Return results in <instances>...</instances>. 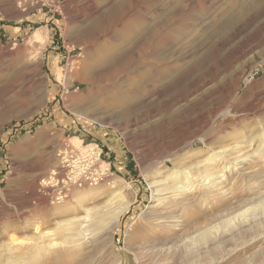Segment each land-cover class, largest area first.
Returning a JSON list of instances; mask_svg holds the SVG:
<instances>
[{"label":"rangeland","instance_id":"rangeland-1","mask_svg":"<svg viewBox=\"0 0 264 264\" xmlns=\"http://www.w3.org/2000/svg\"><path fill=\"white\" fill-rule=\"evenodd\" d=\"M118 1L125 3L116 9ZM51 2L52 11L33 0H0V264H82L89 249L97 252L92 264H114L117 256L137 264L133 249L154 205L149 183L179 171L185 175L167 186L206 184L207 170L223 176L224 188L192 193L200 198L191 201L199 207L190 226L201 230L187 226L179 246L197 251L218 239L204 264H264V239L254 240L264 234V157L253 163L261 167L255 181L233 166L223 172L218 158L237 144L255 153L264 140V0ZM113 44L121 55L105 60L98 48ZM91 63L84 83L75 72ZM88 88L95 102H87ZM117 88L129 105L111 100ZM81 142L99 144L116 175L52 199L66 188L60 152ZM124 202L114 235L85 227ZM87 215L89 222L75 221ZM66 227L74 238L62 245ZM223 235L235 240L221 245ZM75 248L79 260L56 256Z\"/></svg>","mask_w":264,"mask_h":264},{"label":"bare ground","instance_id":"bare-ground-1","mask_svg":"<svg viewBox=\"0 0 264 264\" xmlns=\"http://www.w3.org/2000/svg\"><path fill=\"white\" fill-rule=\"evenodd\" d=\"M124 3H125V1L122 2V3L119 2V4L115 3L116 5H114V4H112V5H114L113 7L118 9L119 7H123ZM138 17H139V14H138ZM133 26H135L134 22H127L126 24H124V28H126V29H131V28H133ZM139 28H140V26H139ZM131 30H133V29H131ZM155 35H156L155 33L154 34L153 33L150 34V36H149V34H146L145 37L149 36V38L150 37L154 38ZM165 35L163 37H166ZM133 36H134V34H132V33L127 34V35L125 34L124 38H123L124 42H128L129 40H131V38ZM162 39H164V38H162ZM161 41H160V43H161ZM150 42L152 43L153 40L150 41ZM145 44L146 43H144L142 46L140 45L141 46L140 48L144 49L146 47ZM147 45H150V44L147 43ZM161 47H162V45H161ZM150 48H151V46H150ZM98 50H99V52L101 51L100 53L108 52V54L104 55V57L106 58L105 60H107L109 57L117 55V54L119 56L121 55V54H119V52L121 50V45H118V44H113L111 46L110 45H107V46L102 45V46H100L98 48ZM142 51H146L147 52V50H142ZM149 53H151V52H149ZM158 54H159V50L157 48V50L155 49V51L152 53V55H158ZM92 66H93L92 63L86 65L83 68L84 70L76 71L75 72V76L79 80H81L82 82L88 83V80L90 79L89 78L90 75L88 74V69L91 68ZM160 74H161L160 75L161 78H164V76H166V68L160 69ZM90 84H92V82ZM90 87H92V86H90ZM92 91L93 90L89 89L88 101L87 102H95L94 99H93V97H94L93 94L94 93ZM108 94H110V92ZM111 95H112L111 100H113L114 104H116V106H118L119 108H122V107L126 106L127 104L129 105V103H130V101H128V96H126L120 88H117L115 90V92L113 94H111ZM244 149H245L244 146H241L240 144H237L234 148H232L230 151H228V153H222V155L218 156V158L219 159L220 158L223 159V161L225 163V165L223 166L222 170H223V172L224 171H228V170L231 169L230 166L231 167L233 166V168L236 171V173L239 174L238 177H240L243 180L244 179H250V181H255L254 179L258 178L259 175L261 174V170L259 169L261 167L257 168L255 165H253V163H255L256 157H260L261 159L264 157V140H263V142H261L258 145L255 153L249 154L248 152H244ZM216 158L217 157L214 158V162H215ZM210 160H211V157H209L203 163H205L206 161L208 162ZM159 165H160V163H159ZM160 168L161 167H157L156 170L158 171ZM61 170L65 171L67 173L66 170H63L62 166H61ZM208 171H210V170L203 171V174L205 175L206 179L209 181L206 184L200 183V184L197 185V184H195L194 182L191 181V182H187V184L185 183V185L182 183L183 185H179V186H173V185L172 186H170V185L167 186V182H176V181H178L179 177H182L183 175H185L184 172H179V171L170 172V173L167 174V176L165 175L162 180H160V181L153 180V181H151L149 183L150 187L152 188V201L154 202V205H152L150 207V211L148 212V216L146 218V224L144 223L145 226L143 227L144 231L141 233L140 238H139L140 242H139L138 246H136V248L133 249V253H134L135 257H136L137 264H186V263L189 262V260L190 261L192 260V257H196V260L194 262H192L191 264H202L204 259L207 260L208 257H210V254L211 255L215 254V252L219 248L217 246V243H218L217 240L218 239L217 240H210L209 242H207V245L205 247H201L200 249H197V251L188 250L187 248L183 249V248H181L179 246V243L182 242L183 238L186 236V234L188 232L187 231L188 229L186 228L187 226H189L190 229L191 228L194 229V233H199L200 230H201V228H199L198 226L195 227V228L190 226V225H192V224H190V222L191 223H197V222H195L197 220L196 219L197 216L194 213V211H195L194 210V207H195L194 205H196V204H194L193 205L194 207H193L191 205L192 204L191 201L199 199L200 197L199 196L197 197V194L200 195L201 193L204 192V190H205V192H207L208 195H210V194H212L214 192V190L223 189L224 188L225 180H224L223 176H221L219 174H215V172H212V173L210 172L209 173ZM161 173H163V172H159L158 175H160ZM232 173H233V171H232ZM222 174H224V173H222ZM67 175L71 177V175H69L68 173H67ZM66 181H67V178H65V183H66ZM193 192H196V193L198 192V193L197 194H192ZM122 198H123V196H122ZM177 201H179V202H177ZM201 201H202V199H201ZM129 205H130L129 202H124L123 204H121L119 206H112V204H110L109 205V209H108L109 212L105 216H103V217L99 216V217L95 218L92 222L88 223V225L86 224L85 227L86 228H90L91 226H93L95 228V231H104L108 236H112L116 232V227H117V224H118L121 216L125 213V211L129 207ZM198 207L199 206H197L195 209H197ZM88 212H90V211H88ZM200 214H201V212H200ZM240 215H242V213ZM88 217H89V215H87L84 218H82V217L79 218L78 217L79 219H77L75 221L76 222H89L90 220L87 219ZM81 224H83V223H81ZM193 226H194V224H193ZM250 226L251 227H248V228H243V226H242L241 233H246L247 234V232L251 231L252 228H254L255 225L254 224H252V225L250 224ZM78 228H79V225H78ZM217 229H218V227H217ZM68 230H70L68 227H66L65 229L62 230L63 236L67 235L66 232H68ZM76 231H78V230H76ZM190 231H192V230H190ZM241 233H239V234L242 235ZM88 234H89V232H88ZM101 234H103V233H101ZM252 234H253V231H252ZM193 235H195V234H193ZM240 235H239V237H240ZM260 235L258 234L257 236L254 237V240L256 239L255 240L256 242L264 239V237H262V236H264V234L262 236H260ZM44 236H45V234H44ZM92 236H94V235H92ZM202 236H203V234L200 233L199 237H202ZM75 237H76V235H75ZM208 237H210V235ZM72 238H74V236L70 237L69 234H68L65 237V239L63 240V242H62L63 244L62 243L61 244L62 245L68 244L72 240ZM233 238H234V236H233ZM257 238H258V240H257ZM86 239H89V238H86ZM240 239H238V240H240ZM42 240H43V238H42ZM51 240H52V238H51ZM233 240H235V239H233ZM233 240H232L231 236L230 237H226V236L223 235L221 237V245L223 244L224 246H229L231 244V241H233ZM43 241H46V239H44ZM79 241H81V240H79ZM58 244H59V242H51L49 244V246L50 247H55ZM99 245H100V241H99ZM41 247L45 248L44 246H41ZM41 247H38L37 249H40ZM79 249H77V248L68 249V250L64 249L65 251H63L60 254H59V252H57L58 254L56 256H57L58 259L65 258V260H66V258H69V256L70 257L73 256V257L78 259L79 256H81V251ZM91 249H95V247L91 248ZM42 251H44V249L41 250V252ZM88 251H87V253L85 255H83L80 258V261H81L82 264H92L94 262L96 256H97V252L96 251H95L96 253L94 251L93 252H88ZM83 253H85V252H83ZM10 255H8V256H10ZM27 259H25V260H27ZM54 259H56V258H54ZM114 264H121V261H120L118 256H117L116 262Z\"/></svg>","mask_w":264,"mask_h":264},{"label":"built area","instance_id":"built-area-1","mask_svg":"<svg viewBox=\"0 0 264 264\" xmlns=\"http://www.w3.org/2000/svg\"><path fill=\"white\" fill-rule=\"evenodd\" d=\"M33 2L48 7L52 11L51 0H33ZM60 158L63 170H66L71 177L66 176L67 181L64 184L66 188L63 191L55 193L56 195L53 193L51 196L57 201L67 199L72 186L78 189L96 188L116 175L112 163L105 160L104 149L96 143L84 145L81 142V145L77 147L68 144L60 152Z\"/></svg>","mask_w":264,"mask_h":264},{"label":"crops","instance_id":"crops-1","mask_svg":"<svg viewBox=\"0 0 264 264\" xmlns=\"http://www.w3.org/2000/svg\"><path fill=\"white\" fill-rule=\"evenodd\" d=\"M107 155V154H106ZM106 155H105V157H106Z\"/></svg>","mask_w":264,"mask_h":264}]
</instances>
